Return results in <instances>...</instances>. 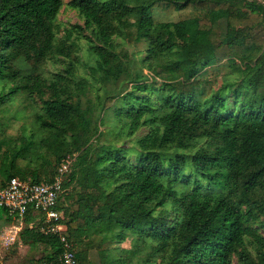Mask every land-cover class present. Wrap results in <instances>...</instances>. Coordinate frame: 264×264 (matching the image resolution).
I'll return each instance as SVG.
<instances>
[{"label": "trees", "instance_id": "16d2710c", "mask_svg": "<svg viewBox=\"0 0 264 264\" xmlns=\"http://www.w3.org/2000/svg\"><path fill=\"white\" fill-rule=\"evenodd\" d=\"M0 81V108L41 102L35 131L0 123V187L73 158L57 209L79 264H264V1L0 0ZM45 225L30 208L15 245L53 264Z\"/></svg>", "mask_w": 264, "mask_h": 264}, {"label": "rangeland", "instance_id": "374dc122", "mask_svg": "<svg viewBox=\"0 0 264 264\" xmlns=\"http://www.w3.org/2000/svg\"><path fill=\"white\" fill-rule=\"evenodd\" d=\"M68 0H66L67 2ZM264 1V0H262ZM59 20L64 25L70 26L74 23L83 24V20L79 16L78 12L69 6L65 5L60 14ZM82 50L81 55L84 61L92 62L93 56L89 52L88 43L86 39L80 41ZM121 40L117 39V47L121 49ZM131 52L136 50L133 46L129 44H124ZM139 48L143 49L142 46ZM145 53L143 51L136 52V59H141ZM62 66L59 64L49 63L47 66V71L54 72L58 69H61ZM147 72V70H145ZM79 75L83 76L84 70L83 67H80ZM3 81H0V85ZM127 86V85H125ZM100 94H103V90L99 91ZM23 94V93H22ZM22 94L17 95L11 102L0 108V123H3L4 128H8L9 131L19 134L24 128L29 132L35 131L37 128V123L35 122V112L41 108L40 100L36 102H31ZM108 112V111H107ZM112 126V123H109L107 126L103 127V130H108ZM149 131L148 127H141L138 132L129 139H123L122 142L125 147H131L134 150H137V139L144 136ZM110 136L107 135V138ZM121 145V144H120ZM130 158L136 162L135 151L129 154ZM0 216H4V212L0 209ZM19 222L10 223L8 225L0 224V264H39L38 260L43 256L44 252L50 249L48 243H42L38 247H30L27 245L20 244L16 246L14 243L10 242V237L14 234L15 229L12 227L18 225ZM264 233V230H262ZM122 248L130 249L132 248L131 238L126 242L119 244Z\"/></svg>", "mask_w": 264, "mask_h": 264}, {"label": "built area", "instance_id": "2783aa9c", "mask_svg": "<svg viewBox=\"0 0 264 264\" xmlns=\"http://www.w3.org/2000/svg\"><path fill=\"white\" fill-rule=\"evenodd\" d=\"M73 158H64L57 170L55 178L51 182L37 183L31 180H22L12 177L8 184L0 187V208H4L15 225L14 234L9 243H15L17 236L24 226L25 218L30 208L45 213L46 225L42 231L59 234L62 243V252L53 264H79V260L72 243L64 231L66 225L61 222L64 212L57 209L61 193L64 192V182L72 170Z\"/></svg>", "mask_w": 264, "mask_h": 264}, {"label": "crops", "instance_id": "0c3cea01", "mask_svg": "<svg viewBox=\"0 0 264 264\" xmlns=\"http://www.w3.org/2000/svg\"><path fill=\"white\" fill-rule=\"evenodd\" d=\"M8 217H10L9 215H8ZM11 218V221L9 222V223H6V213H4V216H0V224H2V225H8V224H12V223H15V220H13V218L12 217H10ZM15 226V225H14ZM14 226H12V227H14ZM23 228V227H22ZM17 238H18V236H17ZM15 244V243H14ZM28 246V245H27Z\"/></svg>", "mask_w": 264, "mask_h": 264}]
</instances>
